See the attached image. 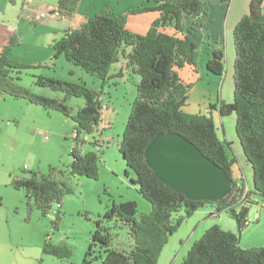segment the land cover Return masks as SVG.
Wrapping results in <instances>:
<instances>
[{
  "label": "trees",
  "instance_id": "trees-1",
  "mask_svg": "<svg viewBox=\"0 0 264 264\" xmlns=\"http://www.w3.org/2000/svg\"><path fill=\"white\" fill-rule=\"evenodd\" d=\"M81 1L60 0L55 11L60 19H69L77 13ZM248 9V15L238 22L233 36L236 49L234 101L231 104L218 101L211 108L221 117L236 115V134L253 169L254 188L250 189L249 195L264 198V0H250ZM151 12L158 13L160 17L143 36L128 32L126 17L115 16L109 8H105L95 17L87 19L80 28L66 31L53 46L55 60L63 56L67 63L104 85L112 78L113 67L122 59L126 61L127 70L140 78L137 98L119 150L127 166L135 173L134 185L153 210L150 215L137 218L136 203L114 204L105 215V220L108 224L114 222L115 226L128 228L133 245L128 249L114 245L111 232L114 227L99 221L82 264H158L170 237L179 231L185 220L209 203L188 199L151 171L144 154L161 133L181 134L238 184L239 191L233 193L227 207L216 204L217 214L228 212L236 203H241L244 188L248 186H240L233 179V168L238 160L232 144L219 137L212 114H189L184 111L192 85L183 82L179 70L198 65L200 54L195 35L209 28V4L204 0H158L154 5L137 7L129 15ZM17 43V36L12 35L0 52V102L6 97L26 100L47 112H61L65 117L72 118L76 136L73 138V161L69 173L74 177L96 180L101 157L99 152L83 154L85 141L82 136L98 133L101 110L105 104L103 92L90 89L82 81L77 83L38 76L36 86L62 92L65 101L33 94L31 89L17 82L23 70L36 69L41 65H21L11 59L12 47ZM225 66V49L219 47L212 52L206 68L213 75L222 77ZM118 77H123V74ZM73 97L85 101V107L77 115H72L66 104ZM54 170L47 176L32 174L11 181L14 189L25 192L28 204L41 211L43 217L51 212L55 204L61 207L63 197L72 192L67 184L53 177ZM178 214L183 216L174 218ZM96 247L102 251H96ZM44 253L57 258L70 255L67 248L51 244L44 246ZM182 264H264V247L242 249L236 233L216 225L191 247Z\"/></svg>",
  "mask_w": 264,
  "mask_h": 264
},
{
  "label": "rangeland",
  "instance_id": "rangeland-1",
  "mask_svg": "<svg viewBox=\"0 0 264 264\" xmlns=\"http://www.w3.org/2000/svg\"><path fill=\"white\" fill-rule=\"evenodd\" d=\"M58 1L60 0H0V49L5 46L1 48L8 35L15 33L13 35L18 37L22 46L17 43L12 47L11 59L17 61L15 59L17 57L30 63L29 61L43 56V53L45 56L49 48H53L64 36L66 23L60 22V17L55 15ZM95 1L81 2L84 7L91 6V10L94 8L96 13L102 12L105 8L110 9L111 6L119 7L118 11H121L125 3L121 0ZM138 1L128 0L126 4ZM205 1L210 8V25L207 30L195 35L199 44L198 65L187 66L180 71L183 82L192 85L184 111L189 114H212L219 137L223 139L225 136L228 143H233L232 149L237 155L238 164L233 169V179L240 186L246 184L252 190L253 169L245 158L236 134V115L221 117L211 108V105L218 101L227 104L234 101L236 49L233 36L238 22L246 14L248 0H231L227 4L221 0ZM25 10L29 15L24 19L21 15ZM41 14L46 16L40 18ZM118 16L126 17V30L139 36L147 34L152 23L159 18L155 12ZM219 47L225 49L226 57L225 73L222 77L213 75L206 68L212 52ZM125 63L126 61L122 59L121 63L113 67L112 78L104 85L78 68L74 70L76 75L70 76L73 68L67 61L63 58L55 61L52 56V59L45 64L42 63L41 67H37L38 64H26L37 68L23 70L17 82L20 86L31 89L35 95L61 102L65 101L64 94L36 86V77L44 76L77 83L82 81L90 89L103 92L102 99L108 107L103 120L108 128L103 130L101 127L98 128L100 133L82 136L85 141L82 147L83 154L99 152L101 157L96 180L74 177L69 173L73 161L71 155L74 148L73 138L76 136L72 118L65 117L61 112H47L26 100L6 97L0 102V264H82L99 221L105 226L114 227L111 231L114 245L124 249L133 245L128 228L118 224L115 226L114 222L108 224L105 220V215L114 204L120 205L130 201L136 203L137 218L144 214L150 215L153 210L149 201L134 185L135 173L127 166L119 150L137 98V84L140 79L127 70ZM120 69L124 73V78L118 77L121 74ZM66 104L72 115H77L78 111L85 107L84 99L76 97L69 99ZM99 135H102V142L96 147L95 141ZM52 169H55L52 172L53 177L67 184L72 192L63 197L61 208L55 204L51 212L43 217L41 211L28 204L25 192L14 189L11 181L13 178L30 177L32 174L47 176ZM251 202L248 204L238 202L234 206L239 211L241 209L248 211L241 231L229 211H223L221 217L214 218H202L199 212L191 216L185 220L179 231L170 237L162 250L158 264H182L191 247L208 229L216 225L223 226L228 232L236 231L242 249L263 248L264 198L253 194ZM213 207L215 206L208 203L201 209L204 210L201 213H207L208 209ZM181 216L183 214H178L174 218ZM46 244L67 248L70 255L67 258H57L45 254ZM95 250L102 251L99 247Z\"/></svg>",
  "mask_w": 264,
  "mask_h": 264
},
{
  "label": "water",
  "instance_id": "water-1",
  "mask_svg": "<svg viewBox=\"0 0 264 264\" xmlns=\"http://www.w3.org/2000/svg\"><path fill=\"white\" fill-rule=\"evenodd\" d=\"M145 160L154 175L194 202L221 203L227 207L238 184L190 140L179 133H161L147 147ZM229 212L241 231L248 211Z\"/></svg>",
  "mask_w": 264,
  "mask_h": 264
},
{
  "label": "crops",
  "instance_id": "crops-1",
  "mask_svg": "<svg viewBox=\"0 0 264 264\" xmlns=\"http://www.w3.org/2000/svg\"><path fill=\"white\" fill-rule=\"evenodd\" d=\"M123 1L125 2V3H123ZM126 1H128V0H121V2L123 3V6L121 7V11H118V9H119V7L118 8H113V6H111L110 7V10H111V12L113 13V15H115V16H118V15H129V13L132 11V10H134V9H136L137 7H144V6H149V5H154V4H156V2L158 1V0H139L138 2H136V3H131L130 4V2H128L127 4H126ZM205 1V0H204ZM231 1V0H230ZM94 2H96L95 0H94ZM221 2L222 3H224V4H227V3H229V2H223L222 0H221ZM122 3H120L121 5H122ZM250 4V0H248V5ZM56 7V6H55ZM83 7H84V5H83V2H80V5H79V7H78V11H77V13L74 15V16H72L71 18H69V19H59V21L60 22H64V23H66L65 25H64V33L66 32V31H68L69 29H72V28H80L86 21H87V19H89L90 17H92V16H95L96 14H98V12L96 13V10L93 8V10H91V6H86V7H84V9H83ZM26 9V8H25ZM27 10V9H26ZM25 10V12L23 13V15H21V17L23 18L24 17V19L27 17V15H29L28 14V11H26ZM100 11V10H99ZM120 12V13H119ZM248 9H247V11H246V14L244 15V16H246L247 14H248ZM96 13V14H95ZM93 14H95V15H93ZM148 14V13H147ZM159 15V14H158ZM243 16V17H244ZM159 17H160V15H159ZM242 17V18H243ZM159 19V18H158ZM34 21V20H33ZM32 23H34V22H32ZM13 34H15V33H11L10 35H8V37L6 38V40H5V43L3 44V45H1V48H2V46H4V45H6L7 44V42H8V39H9V36H11V35H13ZM16 36V35H15ZM63 37V36H62ZM17 39H18V37H17ZM18 42H19V40H18ZM19 45H21V43L19 42ZM22 46V45H21ZM20 46V47H21ZM24 46V45H23ZM26 47H30V46H26ZM31 47H33V46H31ZM1 50V49H0ZM46 50H48V49H46ZM53 50V51H52ZM54 54H55V51H54V49L53 48H49V50L46 52V55L44 56V53H43V56H41L39 59H37V60H33V61H29L30 63H27V61H21V59H19V58H15V59H17V61H21L20 63H24L25 65L26 64H35V65H41L42 63H44L45 64V62L46 61H48L49 59H52V56H53V60H55L54 59ZM65 59L63 56L62 57H60L59 59H57V60H55V61H58V60H60V59ZM66 60V59H65ZM121 63V62H120ZM119 64V63H118ZM68 65L71 67V68H73L71 71V74H70V76H75L76 75V72L74 71L75 70V68H77V67H75V66H73V65H71V64H69L68 63ZM117 65V64H116ZM54 67V66H53ZM192 69V68H191ZM120 72H121V69L119 70ZM180 71L181 70H179V73H180ZM122 74H124L123 72H121ZM132 75H134V74H132ZM135 77L137 76V75H134ZM122 78H124V75H123V77ZM222 140H226V138H225V136H224V138L222 139ZM227 141V140H226ZM232 144V146H233V143H231ZM235 154V153H234ZM236 156V158H237V155H235ZM235 166H237V164L235 165ZM234 166V167H235ZM234 169V168H233ZM251 200L253 201V196L251 197ZM212 206H215V207H213L212 209H208V212L206 213V212H202L201 213V211H204V210H199L198 212L200 213L199 215H202L203 217L202 218H204V217H209V218H214V217H212L211 215H212V213L216 210V208H217V205L216 204H212ZM197 212V213H198ZM218 217H221V214H220V216H218ZM201 222H203V221H201ZM200 222V223H201ZM223 222H221V225H223L222 224ZM220 226V225H219ZM223 229H224V227L223 226H221ZM229 228H232V227H229ZM225 230V229H224ZM231 230V229H230ZM232 232H234V233H237L236 231H232Z\"/></svg>",
  "mask_w": 264,
  "mask_h": 264
},
{
  "label": "built area",
  "instance_id": "built-area-1",
  "mask_svg": "<svg viewBox=\"0 0 264 264\" xmlns=\"http://www.w3.org/2000/svg\"><path fill=\"white\" fill-rule=\"evenodd\" d=\"M55 15H57L58 17L60 16L56 11H55ZM44 16H46L45 14H41V16H40V18H44ZM107 105H106V103L103 105V108H102V110H101V113H102V117H101V123H99V126H98V128L100 129L101 127L103 128V130H104V128H108V127H106V124H105V122H104V120H103V116H104V114H105V112H107ZM99 129H98V133H100L99 132ZM101 138H102V135H99V138L95 141L96 143H97V145L98 146H100L101 145V142H102V140H101ZM249 192H250V187H246V188H244V193H243V195H242V199H241V204H248V203H251V195H249ZM59 208H61L60 206H59ZM212 217H218V216H220L219 214H217L216 213V210L212 213V215H211Z\"/></svg>",
  "mask_w": 264,
  "mask_h": 264
}]
</instances>
